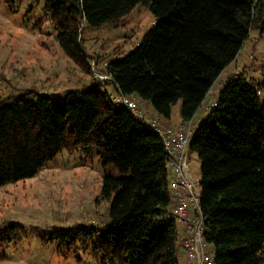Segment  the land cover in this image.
<instances>
[{"label":"trees","instance_id":"trees-1","mask_svg":"<svg viewBox=\"0 0 264 264\" xmlns=\"http://www.w3.org/2000/svg\"><path fill=\"white\" fill-rule=\"evenodd\" d=\"M44 1L62 50L93 84L63 100L34 90L0 100V187L34 177L63 151L94 148L120 177H104L109 223L41 234L10 221L0 226L1 239L18 245L35 237L66 251L91 245L105 264H180L163 139L112 97L119 91L151 101L163 119L182 100V121H192L252 31L264 34V0ZM138 5L150 7L155 25L123 59L106 62L101 70L113 80L102 84L91 72V58L101 60L86 51L84 26L117 25ZM250 81L239 74L227 83L191 143L201 160L204 236L215 264H264V82Z\"/></svg>","mask_w":264,"mask_h":264},{"label":"rangeland","instance_id":"rangeland-1","mask_svg":"<svg viewBox=\"0 0 264 264\" xmlns=\"http://www.w3.org/2000/svg\"><path fill=\"white\" fill-rule=\"evenodd\" d=\"M50 20L44 0H0V100L30 90L51 93L63 100L67 91L93 84L91 76L64 53ZM154 25L150 7L138 5L117 25L86 24L83 45L89 55H99L100 63L121 60L141 44ZM236 69L244 71L232 79L245 74L248 79L264 82V34L252 31L238 55ZM107 90L113 91V86ZM140 102L147 112L156 113L151 101L147 105V101ZM181 108L182 100L172 107L171 117L163 119L171 131L182 122ZM207 113L203 106L196 121ZM190 163L200 188L201 160L194 151L190 153ZM106 175L120 177L114 166L102 164L96 148L89 152L63 151L34 177L0 187V226L5 228L6 222L14 221L50 234L54 228L105 225L110 222L111 205V199L101 196ZM3 235L0 231V264H105L91 245L78 244L66 251L65 247L44 244L35 237L12 245L1 239Z\"/></svg>","mask_w":264,"mask_h":264},{"label":"built area","instance_id":"built-area-1","mask_svg":"<svg viewBox=\"0 0 264 264\" xmlns=\"http://www.w3.org/2000/svg\"><path fill=\"white\" fill-rule=\"evenodd\" d=\"M82 30L81 28L80 31ZM106 66V62L100 63L96 58H91L93 78L102 84H109L113 80L111 73L101 70ZM258 95L262 97L261 90H258ZM112 101L116 107L126 108L133 116L144 121L152 131L162 137L171 172L173 200L170 206L171 216L184 229L183 240L188 264H215L214 253L204 236L205 222L200 205L201 189L191 172V143L196 130L193 121L183 123L178 131H171L165 128L163 118L147 112L141 106L139 99L118 91L113 95ZM217 106L218 100L216 99L212 102L211 108Z\"/></svg>","mask_w":264,"mask_h":264},{"label":"crops","instance_id":"crops-1","mask_svg":"<svg viewBox=\"0 0 264 264\" xmlns=\"http://www.w3.org/2000/svg\"><path fill=\"white\" fill-rule=\"evenodd\" d=\"M237 61H238V58L222 72V74L220 75V77L218 78V80L216 81V83L214 84L212 89L210 90V93L208 94L207 98L205 99L203 105L201 106V108L203 106H205V111L208 112V109L210 108L212 101L215 99H218V97L220 96L224 87L227 85V83L229 81H231L232 76L241 72L237 69L235 70ZM243 71L241 73H243ZM245 77L247 78L246 75H245ZM229 78H231V79H229ZM219 84H220V87H218ZM140 104L144 108L143 103L140 102ZM147 104H150V103L147 101L145 103V105H147ZM201 108L198 110L197 114L195 115L194 119L192 120L195 127H197L201 123V121H203L205 119V117L207 116V115H205L201 120L196 121L197 116H198L199 112L201 111ZM151 115H156V113L151 114ZM182 123H183V121L181 122V124L177 128H175V131H178V129L182 125ZM165 128H167V127L165 126ZM167 129H169V128H167ZM183 239H184V229L180 227L179 228L178 244H177V252L180 251V254L178 253L179 263L180 264H188L189 261L187 259V254H186V250L184 247V240Z\"/></svg>","mask_w":264,"mask_h":264}]
</instances>
